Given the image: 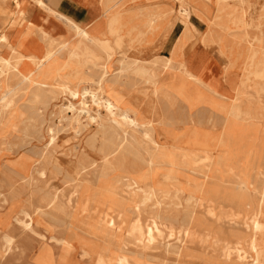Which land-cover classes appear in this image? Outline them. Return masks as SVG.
I'll return each instance as SVG.
<instances>
[{"label": "rangeland", "instance_id": "rangeland-1", "mask_svg": "<svg viewBox=\"0 0 264 264\" xmlns=\"http://www.w3.org/2000/svg\"><path fill=\"white\" fill-rule=\"evenodd\" d=\"M131 1L99 0L102 14L93 32L103 35L104 5H116L113 10L120 12ZM135 1V8L119 15L118 25L124 32L142 33L151 46L136 42L126 50L112 40L109 57L54 18L68 36L55 38L30 24L23 35L29 39L36 34L44 44L38 54L41 49L32 42L25 55L51 52V56L31 61L6 53L11 65L0 75V179L10 186L17 208L14 215L36 203L45 208L50 196L66 189V201L37 220L40 229H48L47 235L59 233L64 242L49 240L39 246L21 230L15 240L33 249L31 257L42 254L51 264H118L120 258L134 264H264V0H191L189 17L180 12L182 0L164 3L172 10L160 6L161 0H147V7L146 0ZM241 12L251 29L232 22ZM182 29L177 62L163 76V62ZM65 43L70 47L81 43L89 48L91 59L107 61V77L117 79L125 106L141 112L144 120L151 116L146 103L163 110L166 123L175 126L169 136L163 122L154 128L153 138L167 155L179 156L180 176L198 178L202 191L194 193L182 186L167 191L162 170L150 166L155 147L140 134L128 137L131 151L106 156L95 136L98 125H87V115L79 125L80 102L59 87L71 64ZM187 55L195 61L211 59L216 76L199 72V65L193 67ZM136 60L152 73L131 69ZM84 74L94 83L101 77L92 65L85 67ZM155 82L159 98L154 97ZM76 86L96 88L95 84ZM88 102L93 118L98 113L106 116L91 98ZM70 103L76 111L66 109ZM221 134L231 140L226 151L214 146ZM23 156H28L25 169L14 167ZM136 166L154 173L152 186L158 190L154 197L144 193V185L138 188L130 181L143 174ZM4 195L0 191L1 213L10 208V198ZM139 218L157 223L156 231L133 233L130 225Z\"/></svg>", "mask_w": 264, "mask_h": 264}, {"label": "bare ground", "instance_id": "bare-ground-1", "mask_svg": "<svg viewBox=\"0 0 264 264\" xmlns=\"http://www.w3.org/2000/svg\"><path fill=\"white\" fill-rule=\"evenodd\" d=\"M34 1L37 3L38 6L42 7L46 11L49 17L66 22L68 25L74 28L78 36L85 39L89 43L98 46L101 50L107 53L109 57L113 55L112 40L115 41V44L119 46V48L125 46L126 50L133 49V46L136 44V42L138 45H141V46L142 45L146 47L151 46L149 43V39L148 40L145 39V35H143L142 33H138L134 35L131 32H124L122 27L118 25L119 15L122 13H126L128 11H131L133 8H135V6H132L137 3V1L135 0H132L130 3L126 4V6H124L120 12L118 11L115 12L113 10L115 9L116 5H113V6L104 5L103 12H104V19H105V26H104L105 29L102 33L103 34L102 36L94 33L93 31L86 30L85 28L75 23L73 20L61 14H58L51 9H47L45 5L42 3V0H34ZM243 1H244L243 3H245L249 0H243ZM166 2L175 4L173 0H161L160 6H163L165 8L172 10V8L166 5L167 4ZM190 4H191V0H182V8L180 9V12L187 15L188 17L191 16V11L189 10ZM147 5L148 3L146 0L144 6L147 7ZM18 6L19 5L17 4V7ZM142 6H136V7L138 8ZM144 6L142 8H144ZM176 10H177V7H176ZM240 15H241L240 18L237 16L234 17L232 22L235 24L236 23L242 24L244 28L251 29L253 25H251L249 22L246 21L244 13L241 12ZM260 23L258 25L259 28L258 27L257 28L260 31H262L263 27L261 26ZM254 33L256 32H253L252 34ZM182 35H184L183 29L180 35L176 38L175 44H173L172 47L170 48L167 54V59L163 62L162 71H161L162 74L164 73L163 76L168 75L167 74L168 70L172 69L173 64L177 62V59L181 52L178 41L180 42ZM0 44H1L0 46V75L3 73L4 67H8L11 65V59L9 58V56H5L6 53L12 55V57L15 56L20 59H26V60H31V61H37V60L40 61V60H43L44 58H48L49 56H51L50 55L51 52L48 54H45L44 56H38V55L27 56L21 51H19L15 46L10 44V40L5 35H0ZM65 45H66L65 47H68L67 53L69 55V58H70L69 60L71 61V64L68 68L69 73L61 77L64 79V82L59 83V87L63 89L64 91H67L71 99L75 101L78 100L80 102V105L82 106V111L78 114V117L76 118V121L79 125H82V119L85 115H87V118H86V120L88 121L87 125H91V123H95L98 125L99 130L95 133V136L97 138L98 144L103 148L104 152L107 154L106 156H117L120 153H123L124 151H131L129 150L128 137L133 134H140L143 140L150 141L155 147L156 153L152 159V162H150V166L155 167L156 172L158 170H162L166 183H167V187H168L167 191L172 190L173 188L177 186L185 187L189 191L194 192V193L195 192L199 193L200 191H202L203 185L196 182L198 178L189 177L186 180H184L180 176L179 167H178L179 156L167 155V153L163 151L158 141H155L153 138L152 134H153L154 128L156 126L158 127L162 126L163 122L164 124L167 122L165 117H163L164 116L163 110H160L159 108H157L154 104H152L151 101L146 103V105L144 106H146L148 110H150L149 113L151 116L149 119L144 120L142 118L141 112H138L131 105L128 107L125 106V103L127 100L124 99V97L122 96V94L119 92L117 88V83L115 82V80L117 79L110 80L107 77V74H108V64L106 63L107 61H103L102 59H99V58L97 60L91 59L89 48L82 45L81 43L75 47H70L66 43ZM3 51H4V54L1 53ZM256 55L257 54L254 53L253 57L255 58ZM88 65H92L93 67H96L97 70L101 72V75H100L101 77L97 81H95V83L92 81V78L87 77L84 74V69ZM131 69L133 70L135 69V71L140 74L142 73L146 74L147 72L152 73V71L150 72L149 66L142 65L141 62L137 60L132 63ZM156 78L157 80H161V77L158 75H156ZM79 84H88L90 86L92 84H95L96 88L87 87L82 90H79L76 86ZM155 84H156V90L154 91V97L159 98L160 91L158 89L157 82H155ZM88 98H91V103H93V105L97 106L99 109L103 108L106 111V116H104L102 113H98V118L97 119L93 118L91 116V111H90L91 104H89ZM66 109L72 112L76 111V108L74 107L72 103H70ZM234 115H236L235 110H234ZM171 125L172 124H169V123L165 124V127L168 129L169 136H170V133H172V127L175 126V125L173 126ZM106 128H109L110 130L108 131L106 130ZM214 146L217 148L216 150L226 151L227 148H231L232 144H231V140L228 137L221 134L219 142L216 143V145ZM27 161H28V156H23L17 162H15L14 167L25 169ZM220 161H221V158L216 159V165L218 167L220 165ZM163 163H168L170 167L169 166H167V168L157 167V165H161ZM134 168H131V170H133ZM136 169L143 170L141 167H138V166H136ZM154 177H155L154 173H151L148 170H143V174L140 179H135L132 177L130 181L133 182L132 183L133 185H136V186L138 185V188H140L141 184L144 185L145 186L144 193L149 196L152 195V197H154V195H156L158 191L155 189L154 186H152V183L154 182ZM9 187L10 186L7 183V181H5L4 179H0V191H3L5 193L4 195L5 197L10 198L9 210L4 213L0 212V264L1 263L8 264L9 261H15V262L22 261L23 263L25 262L24 264H51L48 262L47 258L43 256L42 254H40L39 257L38 256L31 257L33 255V249L24 248L22 245V240H19V239L15 240L16 238L15 233H17L16 232L17 230H21L22 235H31L32 243L36 242L37 244H39V246L44 244L46 241L48 242L49 240H55L57 244L63 243L64 239L59 233L57 235H55L56 233L52 234L51 236L47 235L48 229L46 228L40 229L37 225V220L40 217L47 215L49 210L57 208L58 204L61 203V201L65 199L66 189L62 188L57 193L50 196L48 200L45 201L46 202L45 208L44 206H42L43 204L36 203L35 205H33L32 209L27 208L25 210H22L20 214L15 216L14 210H16L17 208L15 204L12 203L14 201H13V198H11V195H9ZM68 212H69V209H68ZM52 213L54 214V212ZM9 224L11 226L7 228L6 230H4V228ZM156 227H157V223H147V221H145L144 219H140V218L139 220H134L132 224L130 225L131 231L133 233L140 234V235H143V234L151 235L152 232L156 231L155 230L157 229ZM132 235H135V234H132ZM23 238L24 237H22V239ZM117 261H118L117 262L118 264H134V262H130L126 258H120ZM168 262L165 264H168Z\"/></svg>", "mask_w": 264, "mask_h": 264}, {"label": "crops", "instance_id": "crops-1", "mask_svg": "<svg viewBox=\"0 0 264 264\" xmlns=\"http://www.w3.org/2000/svg\"><path fill=\"white\" fill-rule=\"evenodd\" d=\"M42 3L47 9H51L73 20L79 26L89 31H93L102 14L99 0H42ZM17 4L19 5L18 7ZM36 4L34 0H26L25 2L21 0H0V35L8 37L10 44L15 46L22 53H30L27 49L32 42L38 43L41 49L38 54H41L44 49L43 42L36 34L30 36L29 39L27 36H23L25 32L28 31L29 24L45 28L55 38L68 36L64 26L54 18L49 17L47 13ZM7 14H12V17ZM33 39L37 41H33ZM23 40L25 41L22 42ZM21 42L22 45L20 49L18 46ZM199 43L202 44L201 41H199ZM187 58L190 59L193 67L194 65L195 67L199 65V67H197L200 69L199 72L202 73L204 70L208 74L214 75L213 62H211V59H207L206 61L198 59L195 61V59L193 60L188 55ZM193 70L195 71V69Z\"/></svg>", "mask_w": 264, "mask_h": 264}]
</instances>
